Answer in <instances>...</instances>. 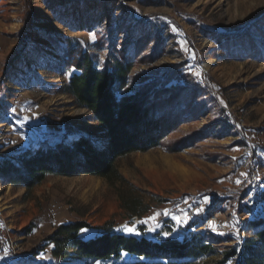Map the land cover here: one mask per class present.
<instances>
[{
	"label": "rangeland",
	"instance_id": "374dc122",
	"mask_svg": "<svg viewBox=\"0 0 264 264\" xmlns=\"http://www.w3.org/2000/svg\"><path fill=\"white\" fill-rule=\"evenodd\" d=\"M69 40L98 68L133 58L132 86L183 85L187 113L167 143L118 159L124 186L92 174L51 175L32 188L0 178V264H112L52 255L48 236L74 221L182 240L209 219L215 226L198 234L214 250L194 260L237 264L232 252L254 234L264 198L263 181L252 204L253 178L241 168L245 145L264 154V0H0L4 160L78 132L103 137L93 114L65 91L76 71L64 66ZM120 187L142 199V214L122 207Z\"/></svg>",
	"mask_w": 264,
	"mask_h": 264
},
{
	"label": "trees",
	"instance_id": "16d2710c",
	"mask_svg": "<svg viewBox=\"0 0 264 264\" xmlns=\"http://www.w3.org/2000/svg\"><path fill=\"white\" fill-rule=\"evenodd\" d=\"M64 57V66L76 70L65 91L78 106L93 114L103 137L78 132L69 142H43L35 149L20 152L16 162H0V178L15 187L32 188L51 175L92 174L124 186L129 181L120 172L118 159L167 143L187 113L180 105L186 88L179 83H165L160 88L152 83L132 86L133 58L114 57L98 68L88 51L70 40ZM118 194L122 207L130 214L145 211L142 199L130 188L120 187ZM252 225L254 234L244 240L240 250L234 248L232 252L240 255L237 264H264V217L254 220ZM82 230L95 233L86 237ZM47 244L53 245L52 255L56 258L73 255L92 261L113 260L112 264H199L194 260L196 256L214 250L213 242L198 233L182 240H159L118 232L108 224L93 228L84 221L59 225L48 236ZM23 264L74 263L32 258Z\"/></svg>",
	"mask_w": 264,
	"mask_h": 264
},
{
	"label": "built area",
	"instance_id": "2783aa9c",
	"mask_svg": "<svg viewBox=\"0 0 264 264\" xmlns=\"http://www.w3.org/2000/svg\"><path fill=\"white\" fill-rule=\"evenodd\" d=\"M1 139L2 137L0 135V145H1ZM254 147L251 146L250 144H247L244 146L242 150V160L243 161L241 164V168L247 169L253 178L252 180H250L251 190H253V192L250 194V196L252 197V204L254 202H257V200L260 198L259 188H260V185H262L264 181V154L258 151H254L253 149ZM3 161H4V156L0 149V162H3ZM260 200L261 202L257 205L258 213L256 217L254 218L255 220H258L264 217V198ZM206 221H208L209 223L211 220L209 219ZM208 223L204 222V226L197 233H204V231L207 229Z\"/></svg>",
	"mask_w": 264,
	"mask_h": 264
},
{
	"label": "snow or ice",
	"instance_id": "6c2138e0",
	"mask_svg": "<svg viewBox=\"0 0 264 264\" xmlns=\"http://www.w3.org/2000/svg\"><path fill=\"white\" fill-rule=\"evenodd\" d=\"M148 219H155V215L154 216H152V217H149ZM174 219H178V218H175L174 217ZM141 223H147V220H145V221H140ZM210 224L214 227L215 225H214V222H210ZM124 230L125 231H128V232H134L135 231V228L133 227V228H128L127 226H125L124 227ZM82 231H86V230H82ZM164 235L165 236H167L168 235V233H164Z\"/></svg>",
	"mask_w": 264,
	"mask_h": 264
}]
</instances>
